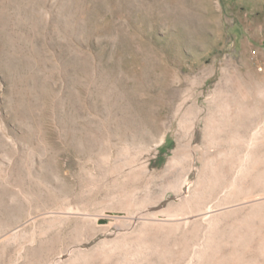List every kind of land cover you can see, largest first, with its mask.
<instances>
[{"label": "rangeland", "instance_id": "374dc122", "mask_svg": "<svg viewBox=\"0 0 264 264\" xmlns=\"http://www.w3.org/2000/svg\"><path fill=\"white\" fill-rule=\"evenodd\" d=\"M0 264H264V0H0Z\"/></svg>", "mask_w": 264, "mask_h": 264}, {"label": "bare ground", "instance_id": "6f19581e", "mask_svg": "<svg viewBox=\"0 0 264 264\" xmlns=\"http://www.w3.org/2000/svg\"><path fill=\"white\" fill-rule=\"evenodd\" d=\"M205 212V211H204ZM207 213V212H206ZM204 214V213H203ZM107 216V215H106Z\"/></svg>", "mask_w": 264, "mask_h": 264}]
</instances>
